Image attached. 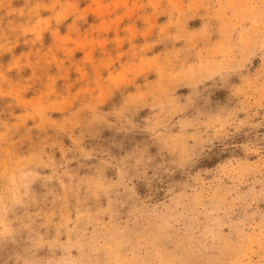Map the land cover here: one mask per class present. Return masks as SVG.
Returning <instances> with one entry per match:
<instances>
[{"label":"rangeland","instance_id":"obj_1","mask_svg":"<svg viewBox=\"0 0 264 264\" xmlns=\"http://www.w3.org/2000/svg\"><path fill=\"white\" fill-rule=\"evenodd\" d=\"M0 264H264V0H0Z\"/></svg>","mask_w":264,"mask_h":264}]
</instances>
